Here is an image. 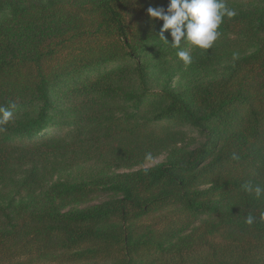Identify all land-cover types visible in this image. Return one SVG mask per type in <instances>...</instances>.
<instances>
[{
	"label": "trees",
	"instance_id": "1",
	"mask_svg": "<svg viewBox=\"0 0 264 264\" xmlns=\"http://www.w3.org/2000/svg\"><path fill=\"white\" fill-rule=\"evenodd\" d=\"M225 2L202 50L168 0H0V264H264V0ZM181 50L222 71L174 86ZM171 126L204 141L135 170Z\"/></svg>",
	"mask_w": 264,
	"mask_h": 264
},
{
	"label": "clouds",
	"instance_id": "2",
	"mask_svg": "<svg viewBox=\"0 0 264 264\" xmlns=\"http://www.w3.org/2000/svg\"><path fill=\"white\" fill-rule=\"evenodd\" d=\"M147 12L151 18L163 21L160 37L165 43L169 41L163 33L171 30L172 47L180 48L183 41L202 50L213 47L220 36L218 29L224 22V18L231 19L236 15V11L229 8L225 0H168L166 10L160 7H149ZM177 55L185 66L192 64V57L187 51H178ZM10 107L14 109L15 104ZM11 118L12 112L8 108L0 107V131L4 130L2 126L6 125ZM146 158L151 159V154H148ZM239 158L235 153L232 154L233 160H239ZM242 187L245 191H254L257 198L264 195V188L260 186L253 188L250 182ZM261 219H264V214L261 215ZM245 222L252 225L254 217L249 215Z\"/></svg>",
	"mask_w": 264,
	"mask_h": 264
},
{
	"label": "rangeland",
	"instance_id": "3",
	"mask_svg": "<svg viewBox=\"0 0 264 264\" xmlns=\"http://www.w3.org/2000/svg\"><path fill=\"white\" fill-rule=\"evenodd\" d=\"M218 46L220 45V42H216ZM243 50H249L247 47H244L238 51H243ZM221 51L225 53L226 51L233 53L232 49H228L225 47H221ZM249 52V51H248ZM225 56L222 57V59L219 60L215 63L213 66H208L207 69H194L192 66H187L185 69L180 71L177 74V77L174 79V86H179L184 83L186 78H191L195 82H204V81H209L213 80L215 77H217L220 72L222 71V67L224 66L225 62ZM159 135L166 136V139L168 140V148L154 157L152 160H149L145 162L143 165L138 166L135 168L141 169V168H149L153 167L157 164L164 163L168 156L170 151L173 148H188V149H195L198 146L201 145V143L204 141L203 138L199 137V134L196 130L191 129L189 127H173L171 126L168 129L164 130H158L157 132Z\"/></svg>",
	"mask_w": 264,
	"mask_h": 264
}]
</instances>
